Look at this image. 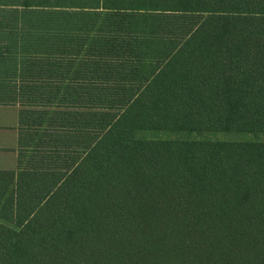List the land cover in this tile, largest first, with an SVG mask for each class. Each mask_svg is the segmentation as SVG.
I'll return each instance as SVG.
<instances>
[{"label": "trees", "instance_id": "16d2710c", "mask_svg": "<svg viewBox=\"0 0 264 264\" xmlns=\"http://www.w3.org/2000/svg\"><path fill=\"white\" fill-rule=\"evenodd\" d=\"M0 46L75 95L22 131L0 264H264V0H0Z\"/></svg>", "mask_w": 264, "mask_h": 264}, {"label": "crops", "instance_id": "0c3cea01", "mask_svg": "<svg viewBox=\"0 0 264 264\" xmlns=\"http://www.w3.org/2000/svg\"><path fill=\"white\" fill-rule=\"evenodd\" d=\"M57 71V65L44 63L31 49L16 47L4 50L0 46V129H14L10 134L0 135V150L13 149L11 154L0 156V209L5 204L2 192L9 182L4 173H14L7 192L16 188L23 132L33 135L34 130L39 129L44 133L50 124L40 121L54 117L52 104L75 100L73 84L67 79H59ZM28 141L33 142L34 139ZM12 160L16 163L13 164Z\"/></svg>", "mask_w": 264, "mask_h": 264}, {"label": "rangeland", "instance_id": "374dc122", "mask_svg": "<svg viewBox=\"0 0 264 264\" xmlns=\"http://www.w3.org/2000/svg\"><path fill=\"white\" fill-rule=\"evenodd\" d=\"M14 129L11 128H7V129H0V135H7L10 134ZM155 137H160V138H164V139H168V138H176L175 136H171L168 134H163V135H156ZM208 139L211 140H225V141H245V140H250V139H254V137L251 136H247L244 134H228V133H218V134H210L208 135ZM13 141V140H12ZM14 145V144H11ZM7 147H12L7 145ZM13 152V149H4V150H0V156H4V154L8 155L11 154ZM12 163H16L15 161L12 160ZM17 167V165L15 166V168ZM15 168L13 170H15Z\"/></svg>", "mask_w": 264, "mask_h": 264}]
</instances>
